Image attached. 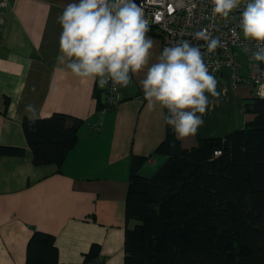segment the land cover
Here are the masks:
<instances>
[{"label": "crops", "instance_id": "crops-1", "mask_svg": "<svg viewBox=\"0 0 264 264\" xmlns=\"http://www.w3.org/2000/svg\"><path fill=\"white\" fill-rule=\"evenodd\" d=\"M69 2L9 0L3 8L0 145L22 147L24 154L0 156V264H25L34 230L54 235L61 264H85L84 255L93 244L99 245V257L88 264H122L129 160L132 155L148 157L141 171L165 160L154 150L164 138L166 110L147 106L139 84L146 69L133 75L127 87L117 85L122 104L100 113L93 92L99 91L104 100L106 87L76 78L57 63V18ZM147 36L154 41L153 63L160 54V38ZM213 75L222 94L203 115L197 134L179 139L183 147L196 146L200 137L242 128L254 117L242 111L241 103L253 96L252 86H232L227 69ZM28 104L35 105L40 117L64 112L83 120L61 166L32 163L22 128V120L31 116L25 111Z\"/></svg>", "mask_w": 264, "mask_h": 264}, {"label": "trees", "instance_id": "trees-1", "mask_svg": "<svg viewBox=\"0 0 264 264\" xmlns=\"http://www.w3.org/2000/svg\"><path fill=\"white\" fill-rule=\"evenodd\" d=\"M93 96L99 111L104 100L99 91ZM241 103L252 120L222 136L200 137L193 147H183L165 125L154 150L165 160L149 176L139 173L148 157L131 156L122 264H264V97ZM82 123L64 112L24 118L32 163L61 166ZM23 154L22 147L0 145V156ZM98 257L93 244L83 263ZM25 264H61L54 235L34 230Z\"/></svg>", "mask_w": 264, "mask_h": 264}, {"label": "clouds", "instance_id": "clouds-1", "mask_svg": "<svg viewBox=\"0 0 264 264\" xmlns=\"http://www.w3.org/2000/svg\"><path fill=\"white\" fill-rule=\"evenodd\" d=\"M210 2L213 15L224 18L240 10L243 37L257 44L255 50L246 51L251 60L264 63V0ZM57 22L61 27L58 64L76 78L113 89L127 87L133 75L146 69L139 84L147 106L166 110L164 124L177 139L194 137L204 123L203 115L219 101V81L209 72L200 46L177 41L149 63L154 41L147 36L148 21L134 0H70ZM193 38L205 39L210 53L220 43L203 32ZM25 111L31 113V121L41 119L35 105H26Z\"/></svg>", "mask_w": 264, "mask_h": 264}, {"label": "built area", "instance_id": "built-area-1", "mask_svg": "<svg viewBox=\"0 0 264 264\" xmlns=\"http://www.w3.org/2000/svg\"><path fill=\"white\" fill-rule=\"evenodd\" d=\"M9 0H0V30L4 24L3 8ZM142 9L143 18L149 28L160 38V52L177 41L187 40L198 45L204 53V61L211 74L227 69L232 85L250 84L256 96L264 97V65L250 59V51L255 50V41L246 40L239 27V12L234 10L229 17L213 15L210 0H134ZM242 10V9H241ZM197 32L218 40L214 52L207 51V41L194 39ZM259 64L257 69L254 65ZM243 68L246 71L243 72ZM120 102L118 87L106 86L104 107L99 110L117 107ZM97 127V125H95ZM219 151H214V155Z\"/></svg>", "mask_w": 264, "mask_h": 264}, {"label": "rangeland", "instance_id": "rangeland-1", "mask_svg": "<svg viewBox=\"0 0 264 264\" xmlns=\"http://www.w3.org/2000/svg\"><path fill=\"white\" fill-rule=\"evenodd\" d=\"M155 36V35H154ZM231 85H232V83H231ZM232 86H234V85H232ZM226 89V88H225ZM124 101H122L121 100V104L123 103ZM114 108V107H113ZM233 117L235 118V120H237V117H239V116H237V113H234V115H233ZM232 130H234V129H229V131H228V133L229 132H231ZM130 160H129V169H130ZM159 166V165H158ZM157 167H155L154 169H148V170H143V171H141V170H139V172L141 173V174H143L144 176H149L155 169H156ZM142 172H144V173H142Z\"/></svg>", "mask_w": 264, "mask_h": 264}]
</instances>
